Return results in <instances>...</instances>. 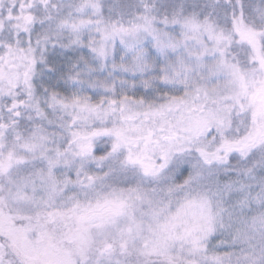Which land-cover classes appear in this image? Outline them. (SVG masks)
<instances>
[{"label": "snow or ice", "instance_id": "snow-or-ice-1", "mask_svg": "<svg viewBox=\"0 0 264 264\" xmlns=\"http://www.w3.org/2000/svg\"><path fill=\"white\" fill-rule=\"evenodd\" d=\"M0 264H264V0H0Z\"/></svg>", "mask_w": 264, "mask_h": 264}]
</instances>
